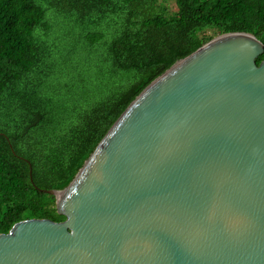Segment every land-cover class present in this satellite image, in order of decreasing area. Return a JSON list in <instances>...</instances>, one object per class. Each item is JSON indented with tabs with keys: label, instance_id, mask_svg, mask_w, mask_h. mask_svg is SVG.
Wrapping results in <instances>:
<instances>
[{
	"label": "water",
	"instance_id": "1",
	"mask_svg": "<svg viewBox=\"0 0 264 264\" xmlns=\"http://www.w3.org/2000/svg\"><path fill=\"white\" fill-rule=\"evenodd\" d=\"M264 44L217 36L153 81L0 264H264ZM32 179V169H31Z\"/></svg>",
	"mask_w": 264,
	"mask_h": 264
},
{
	"label": "trees",
	"instance_id": "2",
	"mask_svg": "<svg viewBox=\"0 0 264 264\" xmlns=\"http://www.w3.org/2000/svg\"><path fill=\"white\" fill-rule=\"evenodd\" d=\"M160 1L0 0V234L24 220L64 221L45 191L67 188L178 61L225 33L264 44V0H175L174 16ZM81 70L96 79L64 94Z\"/></svg>",
	"mask_w": 264,
	"mask_h": 264
},
{
	"label": "rangeland",
	"instance_id": "3",
	"mask_svg": "<svg viewBox=\"0 0 264 264\" xmlns=\"http://www.w3.org/2000/svg\"><path fill=\"white\" fill-rule=\"evenodd\" d=\"M160 3H161V5H163V6H165L167 8V11H168L167 14H169L171 16H174L177 13V7H176V4H175V0H161ZM62 45L65 46V45H67V43L64 42ZM87 55H88V53L83 56L82 60L84 62H86L89 59V56H87ZM82 77L87 78L88 81L91 80V79H93V80L96 79L95 75L89 77L87 74H84L83 71L81 70L79 72V74L76 73V74L73 75V79H75L74 80V89L73 90L72 89H65V87L63 86L62 89H65L63 91V93L64 94H76V93L80 92V88L82 86V83H81V78ZM91 88L93 89V86ZM56 98H57V96H56Z\"/></svg>",
	"mask_w": 264,
	"mask_h": 264
}]
</instances>
